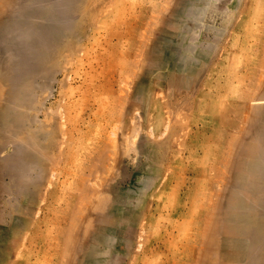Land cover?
I'll list each match as a JSON object with an SVG mask.
<instances>
[{"label":"rangeland","instance_id":"374dc122","mask_svg":"<svg viewBox=\"0 0 264 264\" xmlns=\"http://www.w3.org/2000/svg\"><path fill=\"white\" fill-rule=\"evenodd\" d=\"M0 264H264V0H0Z\"/></svg>","mask_w":264,"mask_h":264}]
</instances>
